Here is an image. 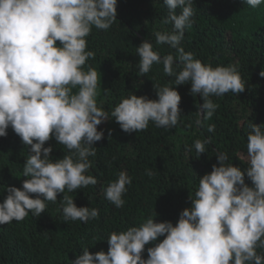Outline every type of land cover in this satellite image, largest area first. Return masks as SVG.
Masks as SVG:
<instances>
[{"label": "clouds", "instance_id": "clouds-1", "mask_svg": "<svg viewBox=\"0 0 264 264\" xmlns=\"http://www.w3.org/2000/svg\"><path fill=\"white\" fill-rule=\"evenodd\" d=\"M193 3L164 0L169 15L163 22H171L173 31L156 32V43L176 48L179 56H161L145 40L137 47V75L162 63L165 74H175V86L190 82L191 94H200L203 100L198 112L211 118L217 105L210 96L238 94L246 84L236 65L213 67L179 47L193 22ZM261 3L264 0H246L252 8ZM116 19L117 0H0V137L7 136L11 127L30 146L23 166L27 179L22 187H7L0 202V224L22 221L30 211L39 217L46 201L56 202L65 189L73 192L97 183L86 174L88 158L96 155L93 145L104 137L98 125L110 118L97 104V71L90 66L84 70L86 61L95 56L86 50V37L93 26L107 30ZM259 75L264 77V69ZM175 86H154L158 99L131 94L114 107L111 117L126 133L145 130L150 121L174 128L181 115ZM250 129L248 167L241 169L228 162L226 153H218V165L200 177L191 206L181 211L175 224L149 216L139 227L110 233L107 252L91 253L86 247L71 264H264V254L257 252L264 249V124L252 123ZM214 130V125L208 127L209 132ZM52 138L69 154L53 159L52 146L45 147ZM209 143L210 138L194 142L198 156ZM146 175L155 173L148 169ZM131 183L132 178L121 171L106 187V199L122 207L126 185ZM62 205L65 222H87L99 215L98 209L78 207L67 195ZM149 243L154 246L147 249L145 259Z\"/></svg>", "mask_w": 264, "mask_h": 264}, {"label": "trees", "instance_id": "trees-1", "mask_svg": "<svg viewBox=\"0 0 264 264\" xmlns=\"http://www.w3.org/2000/svg\"><path fill=\"white\" fill-rule=\"evenodd\" d=\"M193 9V22L185 29L179 47L213 67L236 65L245 90L210 96L217 108L211 118H206L198 112L203 103L200 94H191L190 82L175 86V74H165L162 63L153 64L144 76L137 75V47L145 40L161 56H179L176 48L156 43V32L173 31L171 22H163L169 10L164 0H117V19L110 28L93 26L86 37V50L95 56L86 61L84 70L90 66L97 71V104L110 118L98 125L104 137L93 145L96 155L88 158L86 174L94 176L97 183L73 192L65 189L56 202L46 201L39 217L30 211L22 221L0 224V264H71L86 247L91 253L107 252L110 233L139 227L149 216L156 222L175 224L181 211L191 206L190 196L194 198L200 177L218 165V153H226L228 162L241 169L248 167L250 125L264 124V77L259 75L264 69V3L252 8L246 0H194ZM173 67L178 73L177 65ZM154 86L176 87L181 96L178 124L166 129L150 121L145 130L124 132L111 117L112 110L131 94L158 99ZM197 120L201 122L197 124ZM210 125L215 126L213 132L208 131ZM7 133L0 137V202L8 194L7 187H22L27 179L23 166L30 146L24 145L11 127ZM205 138H210V143L198 156L194 142ZM49 145L53 159L69 154L54 138L45 143V147ZM148 169L155 175H146ZM121 171L132 178V183L126 185L124 205L117 208L106 199L105 189ZM245 182L251 186L247 176ZM65 195L72 197L78 207L98 209V217L87 222H65ZM163 238L158 237L157 242ZM152 246L145 245V259ZM257 252L264 254V249L258 248Z\"/></svg>", "mask_w": 264, "mask_h": 264}]
</instances>
